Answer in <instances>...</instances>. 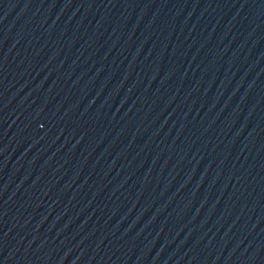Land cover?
<instances>
[{"label": "water", "instance_id": "1", "mask_svg": "<svg viewBox=\"0 0 264 264\" xmlns=\"http://www.w3.org/2000/svg\"><path fill=\"white\" fill-rule=\"evenodd\" d=\"M0 264H264V0H0Z\"/></svg>", "mask_w": 264, "mask_h": 264}]
</instances>
